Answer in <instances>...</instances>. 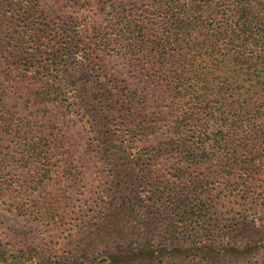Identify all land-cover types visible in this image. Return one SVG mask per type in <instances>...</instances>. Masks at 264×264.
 Returning a JSON list of instances; mask_svg holds the SVG:
<instances>
[{
    "label": "trees",
    "instance_id": "trees-1",
    "mask_svg": "<svg viewBox=\"0 0 264 264\" xmlns=\"http://www.w3.org/2000/svg\"><path fill=\"white\" fill-rule=\"evenodd\" d=\"M108 1L116 0H54L53 4L50 0H0V59L6 61V76L37 86L31 92L33 104L54 105L71 117L78 115L90 147L98 152H104L108 134L128 144L129 174L136 187L152 193L154 202L163 203L171 195L177 215L188 219L182 231L184 247L180 240L177 247H171L173 250L184 249V255L201 254L207 262L222 256L244 257L252 252L248 251L253 248L251 243L238 247L220 241L234 232L237 223L225 224L222 217L211 216V171L201 169L214 160L228 172L239 171L250 181L259 173L258 159L264 156V0H154L139 10L120 5L105 25L96 22L92 33L83 32L80 23L67 22L61 15L66 8L90 9L96 4L101 11ZM122 41L144 48L162 70L173 67L172 76L162 75L160 83L176 98L187 96V104L195 105L193 110L200 106L205 119L216 124L210 129L208 123H200L196 116L200 113L194 111L189 119L192 123L187 125L184 119L188 133L164 144V151L173 149L184 155V179L188 173L191 177L187 187H180V180L163 176L155 162L156 146L144 144L143 137L158 120H147L148 96L131 89L125 79L106 66L101 46L124 44ZM148 74V80H153ZM5 83L0 71V149L8 136L14 135L19 141L22 138L20 150L45 162L40 168L33 159L22 161V173L30 171V178L35 169L41 176L47 175L52 165L68 169L73 157L64 149V136L38 131L33 141L27 138L29 131L12 129L5 121ZM50 152H55L53 160L48 157ZM193 172L198 174L192 176ZM113 174L114 183H120V172ZM2 190L9 192L10 188ZM113 190L118 197L110 196L111 202L100 217H104L101 225L114 220L120 205L123 192L118 186ZM21 191L28 194L32 189L22 186ZM253 192L262 202L251 205L247 200L251 191L244 189L240 220L246 227L264 221V195L257 189ZM31 194L33 204L28 210L43 225L65 217V209L41 205ZM81 215L87 216L84 210ZM95 230L90 227V231ZM129 234L122 231L117 251L135 261L142 257L152 261L162 255V247H170L171 240L177 238L168 232L165 242H160L164 246L156 249L148 241L137 244ZM113 251L105 255L110 263L123 256ZM9 253L29 254L23 249L14 251L0 241V262L7 261ZM17 258L13 256V260ZM41 258L40 264H56L45 255Z\"/></svg>",
    "mask_w": 264,
    "mask_h": 264
},
{
    "label": "rangeland",
    "instance_id": "rangeland-1",
    "mask_svg": "<svg viewBox=\"0 0 264 264\" xmlns=\"http://www.w3.org/2000/svg\"><path fill=\"white\" fill-rule=\"evenodd\" d=\"M41 1L46 3L47 0ZM153 1H108L101 11L96 4L90 9L66 8L61 15L67 22H73L75 25L76 22L80 23L85 28L83 32L86 33L88 30L92 33L93 25L96 22L99 25L104 24L120 5L127 9L135 7L139 10ZM53 2L54 0H50L51 4ZM122 42L124 44L101 46L105 53L106 66L119 78L125 79L131 89H137L148 96L147 120L152 123L154 118L158 120H155V126L147 132L148 135L145 134L143 137L144 144L156 146L155 162L158 171L167 179L180 180V187H187L191 184V177L188 173V178L184 179V155L173 149L171 152L164 151V144L188 133L184 130V119L189 125L192 121L189 119L194 111L200 113L199 116L196 114L201 120L200 123H208L210 129L216 124L213 120L205 119L206 113L200 106L193 110L195 105L187 104L189 100L187 96L176 98L167 92L164 83H160L159 77L162 75L172 76L173 67L168 71L162 70L148 57L144 48L137 44L129 46V43ZM6 69V61L2 58L0 71L6 82L4 88L7 91L5 105L2 107L5 121L12 129L22 128L24 132L29 131L31 134H28L27 138L33 141L36 140L38 131L64 136V149L71 151L69 154L73 158L69 161L68 169L52 165L50 172L45 176H41L42 173L35 169L32 173L33 178H30V171L22 173V169H25L20 168L22 161L27 158L33 159L38 167L42 168L44 160L21 151L22 146L19 145H22L20 143L23 141L22 138L21 141L14 135L6 138L4 148L1 146L0 149V241L13 247L14 251L23 249L29 254L26 257L22 254L9 253L7 261L0 264H27V260L29 264H40L44 255L48 261H56V264H59L57 261H62V264H264V221L246 227L240 220L246 199L244 189L248 188L251 191V198L247 199L251 201V205L262 202L253 191L260 190L264 195V156H261V160L258 159L259 173L251 179L252 181L239 171L228 172L214 160L206 162L201 169L205 172L211 171V174L207 173L213 182L210 184L214 197L211 216L222 217L225 224L237 223L234 232L225 235L220 241L225 245L238 247H246L251 243L252 250H247L252 252L244 257L222 256V259L215 262H207L201 254L184 255V249L178 252L171 247H177L180 240L184 247L182 231L184 223L189 224L188 219L184 220V217L177 215V207L171 202V195H168L163 203L154 202L151 200L152 193L136 187L129 174L131 165L128 144H121L108 134L103 146L104 152H98L90 147L83 131L86 129L78 115L71 117L66 111L63 113L54 105L45 107L33 104L30 102L31 92L35 91L37 86L32 81L10 79L6 76ZM148 73H151L153 80H148L150 78ZM88 135L93 138L91 134ZM54 154L55 152H50L48 157L52 159ZM117 172H120V183L117 181L114 183L113 180V173ZM10 173L17 175L10 178L8 176ZM197 174L193 172L192 176ZM25 178L28 180L25 181ZM22 186L29 191L32 189L33 197H36L41 205L65 209V217L62 220L57 218L48 226L43 225L28 210H31L33 204L32 194L19 192ZM116 186L123 192L120 205L114 220L111 223H108V220L101 225L104 217H100L108 208L107 204L111 202L110 196H116V191L113 190ZM4 187H9L10 191L2 190ZM83 210L87 216L81 215ZM90 227L97 230L90 231ZM122 231L128 234L132 231L129 235H133L132 239L137 244L148 241L156 249L164 246L160 245V242H165L163 238L169 236L168 232L177 238L171 240L170 247H162L164 249L162 255H158L152 261H149L152 258L145 260L143 257L135 261L133 258L131 260L129 255L122 256L117 251ZM124 240L129 242L127 239ZM49 247H52L51 250ZM113 250L122 258L110 263L105 259V255L115 253ZM13 256L18 258L13 260Z\"/></svg>",
    "mask_w": 264,
    "mask_h": 264
}]
</instances>
